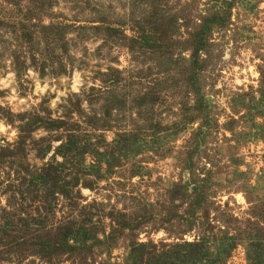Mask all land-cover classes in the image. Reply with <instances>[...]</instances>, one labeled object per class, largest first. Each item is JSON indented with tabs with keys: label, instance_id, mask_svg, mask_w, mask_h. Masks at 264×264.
<instances>
[{
	"label": "rangeland",
	"instance_id": "rangeland-1",
	"mask_svg": "<svg viewBox=\"0 0 264 264\" xmlns=\"http://www.w3.org/2000/svg\"><path fill=\"white\" fill-rule=\"evenodd\" d=\"M228 6L225 27L213 26L198 54L197 95L186 80L191 34ZM152 94L154 104L136 105ZM198 97L207 104L195 105ZM19 114L67 123L19 145ZM123 132L139 136L117 146ZM86 142L84 157L56 154ZM0 147L16 162L0 167V225L19 208L51 236L71 220L100 238L118 229L110 250L106 242L82 255L56 250L46 262L31 246H0V264H191L183 253H203L183 246L202 237L215 264H264V0H0ZM105 150L115 152L112 165L105 157L92 168L93 152ZM45 165L58 171L46 177L56 186H18ZM176 183L187 184L184 202L170 198ZM201 186L206 201L186 212ZM117 212L130 217L124 230Z\"/></svg>",
	"mask_w": 264,
	"mask_h": 264
},
{
	"label": "trees",
	"instance_id": "trees-1",
	"mask_svg": "<svg viewBox=\"0 0 264 264\" xmlns=\"http://www.w3.org/2000/svg\"><path fill=\"white\" fill-rule=\"evenodd\" d=\"M230 7L228 6L227 11L224 13V15H220L219 12L215 11L213 13L210 14L209 17H205V18H201V24L198 26V28L191 34L192 38H191V42L190 45L193 48V53H192V68L189 72L190 76L186 79L187 83L190 84V86L192 87V89H195L196 87V82L194 83L193 81L196 79V73L195 71L200 70L201 65L199 64L198 61V54L203 51L205 45L207 44L208 41V37L210 34V31L212 29L213 26L216 27H225L226 22L229 20V12H230ZM44 31L49 30L50 28H43ZM107 31H109V33L114 32V29H107ZM52 32L45 34L44 35V39H46L47 41L51 38ZM106 36L107 38H109L111 36V34H109ZM111 38V37H110ZM32 39L31 36L29 37L27 43L31 46ZM29 55L24 54L22 56H17L16 57V67L18 68V71L20 69H22V66L25 64L26 60L25 58H29ZM44 58V57H43ZM32 59V64H35L36 62V58L34 55L31 56ZM44 60V59H43ZM24 68V67H23ZM44 68L43 66H41L40 71H42V75L44 74L43 71ZM108 72L112 73V75L110 77V82H112V85H117L120 83L121 80V74L120 71L118 70H114V69H110ZM103 76H105V78L107 77V74H104ZM108 80V79H107ZM105 82V81H103ZM197 95L199 93V89H195ZM150 94V93H149ZM148 95V94H147ZM147 95L145 97L140 98V100L136 101V105L139 107L142 104H154L156 101V95L152 94L150 97H147ZM206 101L204 98L198 97L196 100V104L202 105L205 104ZM207 104V103H206ZM79 108H77L76 110H78ZM110 110L108 109L104 114L107 116L110 114ZM79 111V110H78ZM16 118L18 119V121H20V126H19V145H23L24 144V140L26 137H30L31 134L39 129V128H43L45 130H54V129H60L63 126L66 125L67 122L63 121V120H52L50 119L49 121L45 122V120H43V118L39 117L38 115H34L32 116L31 120H27L25 117V114H19L16 116ZM91 122H94L95 117H91L90 118ZM106 126L107 128H110V126L108 125V121H104L103 124L101 125V127ZM137 135L139 136L138 133H126L123 132L122 134L117 135V139H115L114 143L117 142L118 145L117 146H128L127 144L130 143L129 141H134L137 139ZM88 148H91L90 145L87 144V142L85 143L84 146H82L81 148L76 147L75 144L71 143L70 145L64 144V145H59L56 149V154L58 153H62V151L65 150L64 155L63 156H67L71 155L73 153V156H79V157H84L85 154H87L90 150ZM63 149V150H62ZM60 150H62L60 152ZM13 150L9 149V147H0V167L3 164L8 165L10 168L14 167L16 165L15 159H14V154H13ZM44 152V151H43ZM55 154V152H54ZM93 155L96 157V161L94 162V165L92 166V168H99L100 165V158L104 159L105 157H107L106 160L108 159H113L115 158V152H111V153H107V151L105 150L104 152H99V151H94ZM82 159V158H81ZM104 159V161H105ZM109 164L108 166H111L112 163H110V161L108 160ZM46 166V167H45ZM43 166L42 170L40 171V173H38L37 175H39L37 177L35 176H30L29 179H27V176L24 174L23 176H21V180L18 182V186L19 185H24L26 182L28 185H30L33 190H40L41 188H44L46 186V184L48 182H52V184L54 186H56L55 184H57V182L55 180H48L46 177L49 174V172L51 173V171H54V169H52L51 166L49 165H45ZM16 172V171H15ZM18 172V171H17ZM20 171L16 174H19ZM51 174H53L54 176L58 175V171H54ZM77 182V181H76ZM74 182V184L76 183ZM174 190L170 189V198L172 201L175 200H181L182 202H184L187 199V193L186 191L183 189H185V187H187V184L185 185H180V184H174L173 185ZM206 188H204L203 186L201 187H196V189H194V193L196 192L199 199L196 201L197 203L195 205H191L189 207V211L186 212H195L196 208L201 207L202 202L206 201ZM64 189L63 187H59V189H54V191L52 190L51 192H49V194L54 193L56 191L62 192ZM63 193V192H62ZM24 201V198H20ZM32 200L33 197H32ZM32 203V201H30V204ZM19 208L16 209V213L14 212V214L11 215V219L6 221V223L4 225H0V246H9L10 247V252H12V250L14 251L15 249H19L25 246H31V251L30 254H34V255H38L41 258H43L44 260L49 261L52 256L54 255L53 253L57 251H59V254H68V253H78L82 255V251L84 252H91L96 246H102L104 244V242L108 243V249L110 250L111 247L110 245L113 247L114 246V239L113 236L114 234H116V231L118 229L115 230V232L113 234H110L106 237V235H103L102 238L98 237V236H94L91 235V231L89 229L86 228V224L83 221H80V224L77 225V223L73 220L71 221H67L65 226L63 227V229H59L58 232L54 233L55 234V239H53V236H51L50 232H48V230L46 229V227L43 225L44 220H37V223L33 220H31L29 217V214L26 213V216L24 217H20L19 214ZM25 214V213H23ZM116 219H112L115 220L116 223L119 222V224H121V229L124 230L127 227V222L128 219H130V217L117 212V214L114 215ZM119 220V221H118ZM35 224V228L32 229L31 225ZM112 241H110V240ZM90 240H92L91 243ZM208 240L205 239L204 237L199 238L196 242L194 241L193 243L187 242L185 243V245L183 247H187V248H192V249H196L197 253H203V254H198V255H193V254H187L186 252L183 253L182 257H184V261L186 260V262H191V264H215L213 262V260L211 258H205L207 257V254L209 252V246H208ZM28 243H30V245H28ZM136 245V244H135ZM133 246V245H131ZM137 251L139 253H141L142 251H139L140 246L138 245ZM203 250V251H201ZM143 254V253H141ZM175 258L176 260L180 258L179 253L176 252L175 254ZM250 258V257H249ZM137 262V261H135ZM258 262V263H257ZM260 258L257 257L254 261L253 259L250 261V264H260ZM137 264V263H136Z\"/></svg>",
	"mask_w": 264,
	"mask_h": 264
}]
</instances>
